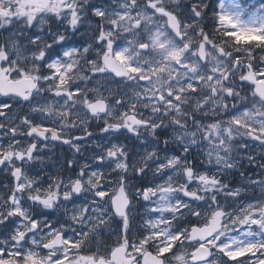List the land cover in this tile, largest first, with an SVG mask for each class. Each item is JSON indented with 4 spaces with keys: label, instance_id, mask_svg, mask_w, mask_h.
<instances>
[{
    "label": "snow or ice",
    "instance_id": "6c2138e0",
    "mask_svg": "<svg viewBox=\"0 0 264 264\" xmlns=\"http://www.w3.org/2000/svg\"><path fill=\"white\" fill-rule=\"evenodd\" d=\"M0 264H264V0H0Z\"/></svg>",
    "mask_w": 264,
    "mask_h": 264
},
{
    "label": "flooded vegetation",
    "instance_id": "af4514ba",
    "mask_svg": "<svg viewBox=\"0 0 264 264\" xmlns=\"http://www.w3.org/2000/svg\"><path fill=\"white\" fill-rule=\"evenodd\" d=\"M66 150H67V146H57L55 149H53V152L55 154V156H60L62 157L65 153H66ZM70 155V153H68Z\"/></svg>",
    "mask_w": 264,
    "mask_h": 264
}]
</instances>
